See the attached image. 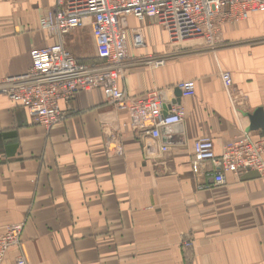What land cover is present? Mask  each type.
<instances>
[{"label":"crops","instance_id":"obj_1","mask_svg":"<svg viewBox=\"0 0 264 264\" xmlns=\"http://www.w3.org/2000/svg\"><path fill=\"white\" fill-rule=\"evenodd\" d=\"M52 3L0 0V84L31 68L32 48L57 42L39 29ZM129 24L146 45L130 47L123 87L132 98L161 90L171 103L179 82L195 80L196 94L179 98L183 121L157 140L134 133L94 89L62 102L66 119L47 129L0 93V231L25 222L3 264L21 254L29 264H264V177L227 172L217 185L211 162L193 163L200 137H212L217 155L243 132L264 137L248 131L250 115L264 114V12L223 25L214 48L171 43L150 18ZM64 43L79 61L98 59L90 25ZM148 55L165 63H143Z\"/></svg>","mask_w":264,"mask_h":264},{"label":"built area","instance_id":"obj_2","mask_svg":"<svg viewBox=\"0 0 264 264\" xmlns=\"http://www.w3.org/2000/svg\"><path fill=\"white\" fill-rule=\"evenodd\" d=\"M52 5L39 19V29L57 42L30 51L31 68L0 84V93L8 95L26 109L33 123L47 129L63 122L67 111L61 103L71 107L75 96L82 91L103 90L107 103L128 115L125 127L134 133L162 137V130L180 124L185 116L179 104L167 103L161 90L132 98L122 85L131 57L130 47L146 45L142 31L131 28L130 17L150 18L167 33L171 43L204 40L214 48L220 42L225 24H238L252 13L264 12V0H52ZM90 25L97 48V60L79 61L65 46L71 33ZM141 61V60H140ZM143 63L161 66L164 57L148 55ZM225 89L229 92L232 76L221 72ZM182 97H193L197 91L195 80L177 84ZM166 107V109H165ZM169 146H162L168 151ZM211 162L215 184L225 182V173L237 176L256 171L264 177V137L253 138L243 132L228 141L220 155L215 152L214 140L203 136L193 144V163ZM25 222L6 225L0 231V264L7 251L21 247ZM192 247L191 240L182 243ZM16 264H29L25 255Z\"/></svg>","mask_w":264,"mask_h":264},{"label":"water","instance_id":"obj_3","mask_svg":"<svg viewBox=\"0 0 264 264\" xmlns=\"http://www.w3.org/2000/svg\"><path fill=\"white\" fill-rule=\"evenodd\" d=\"M182 95V91L178 88L176 89V97L178 99H176L175 101H172L173 104H178L180 103V97ZM166 109V107H165ZM250 119H251V127L248 131L250 130H254V129H263L264 130V114H263V109H257L253 114L250 115ZM251 173H253V175H259L258 172L256 171H252Z\"/></svg>","mask_w":264,"mask_h":264},{"label":"rangeland","instance_id":"obj_4","mask_svg":"<svg viewBox=\"0 0 264 264\" xmlns=\"http://www.w3.org/2000/svg\"><path fill=\"white\" fill-rule=\"evenodd\" d=\"M220 39H222V36H220ZM168 40H169V37H168ZM183 43H187V42H181L180 44H183ZM195 43H197V45L200 43V45L202 44H206V42L204 41V40H198L197 42H195Z\"/></svg>","mask_w":264,"mask_h":264},{"label":"bare ground","instance_id":"obj_5","mask_svg":"<svg viewBox=\"0 0 264 264\" xmlns=\"http://www.w3.org/2000/svg\"><path fill=\"white\" fill-rule=\"evenodd\" d=\"M8 225H9V224H8ZM4 228H5V227H4ZM3 230H4V229H3ZM3 230H1V231H3ZM10 249H11V248H10ZM10 249H9V250H10ZM9 250H8V251H9ZM8 251H7V253H8ZM7 253H6V256H7ZM6 256H5V259H6ZM5 259H4V261H5ZM16 259H17V258H16ZM4 261H3V263H4ZM3 263H2V264H3Z\"/></svg>","mask_w":264,"mask_h":264}]
</instances>
